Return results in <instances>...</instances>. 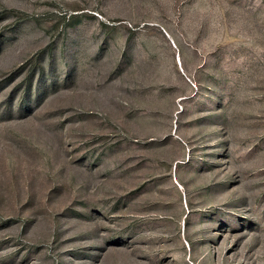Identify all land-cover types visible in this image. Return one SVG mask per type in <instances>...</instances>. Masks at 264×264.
<instances>
[{
    "label": "rangeland",
    "instance_id": "obj_1",
    "mask_svg": "<svg viewBox=\"0 0 264 264\" xmlns=\"http://www.w3.org/2000/svg\"><path fill=\"white\" fill-rule=\"evenodd\" d=\"M0 264H264V0H0Z\"/></svg>",
    "mask_w": 264,
    "mask_h": 264
}]
</instances>
